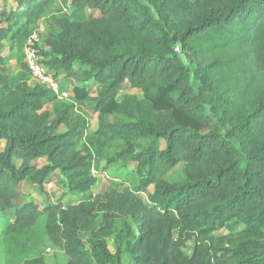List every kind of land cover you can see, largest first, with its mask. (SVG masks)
<instances>
[{
    "label": "trees",
    "instance_id": "1",
    "mask_svg": "<svg viewBox=\"0 0 264 264\" xmlns=\"http://www.w3.org/2000/svg\"><path fill=\"white\" fill-rule=\"evenodd\" d=\"M16 2L0 20L19 65L10 73L0 55V209L15 210L6 233L45 216L63 264H125V251L137 264H264V0H68L61 13L57 0ZM49 15L57 29L38 44L41 61L62 90L82 77L69 98L32 83L24 60ZM125 83L142 95L119 98ZM87 103L93 130L78 108ZM94 159L116 166L119 187L93 193ZM180 163L183 177L168 179ZM55 173L77 202L16 205L22 182L44 189Z\"/></svg>",
    "mask_w": 264,
    "mask_h": 264
},
{
    "label": "rangeland",
    "instance_id": "2",
    "mask_svg": "<svg viewBox=\"0 0 264 264\" xmlns=\"http://www.w3.org/2000/svg\"><path fill=\"white\" fill-rule=\"evenodd\" d=\"M16 0H8L6 2L2 1V8L0 10V20L9 14L12 9L17 8ZM68 7V0H57V4L54 8V13L65 12ZM89 13L98 14L97 11L88 10ZM5 21L2 22L5 25ZM40 24H43L46 31L42 35L45 39L50 36L56 29L57 25L52 20L51 15L45 17L41 20ZM43 46V44H42ZM0 55L6 58V67L10 73H15L19 70L18 59L14 53L10 50V43L8 40L0 42ZM191 68H195V64L190 65ZM65 73H62V78ZM33 83V82H32ZM90 90L92 94L97 93L100 86L96 82H90ZM82 77L77 74L69 79V81L64 84L65 90L71 91L74 86L82 85ZM70 93V92H69ZM126 93H135L137 95H142V91L138 88H133L129 83H125L120 93L122 98ZM51 107V106H49ZM78 108L82 111L87 119L89 120L90 130L96 129L98 126V113L95 112L91 104H79ZM62 129H65L63 126ZM4 147L1 146L0 149ZM16 162L19 164L21 161L17 158ZM45 163V159L41 158L37 160L38 165ZM105 162L102 160L94 159V173L98 176V182L93 193H101L112 187H119L118 180L121 179L116 173V166H112L106 171L103 170ZM136 166L135 163H130L129 167L132 168ZM184 163L178 164L174 169L168 173V179L178 180L184 175ZM153 187H151L152 190ZM21 192V197L16 201V205L23 203L29 199H35L43 208L47 203H55L61 199L65 203L77 202L80 197H71L70 195L63 196V192L66 190L65 182L62 177L58 174H52L50 179H48L45 188L40 189L37 185H31L27 182H22L19 188ZM15 218V210H1L0 209V264H18L26 258L33 257L40 253L45 254L48 264H63L68 260L66 253L60 248L53 245L49 240L45 232V216H42L38 222L26 229L22 233H6V227L11 219ZM227 228L221 230V232H227ZM109 246L112 250L116 249L115 237L111 236L109 238ZM194 247V241H189L185 246V251L191 254ZM124 262L125 264H137L134 257H132L127 251L124 252Z\"/></svg>",
    "mask_w": 264,
    "mask_h": 264
},
{
    "label": "built area",
    "instance_id": "3",
    "mask_svg": "<svg viewBox=\"0 0 264 264\" xmlns=\"http://www.w3.org/2000/svg\"><path fill=\"white\" fill-rule=\"evenodd\" d=\"M45 31L44 25L39 24L28 36L23 47L24 60L27 62L31 71L33 82L46 84L55 91L59 97L69 98L70 93L67 90L61 89L59 77H56L41 61L42 55L40 54L38 44L42 41V35Z\"/></svg>",
    "mask_w": 264,
    "mask_h": 264
},
{
    "label": "crops",
    "instance_id": "4",
    "mask_svg": "<svg viewBox=\"0 0 264 264\" xmlns=\"http://www.w3.org/2000/svg\"><path fill=\"white\" fill-rule=\"evenodd\" d=\"M31 82H33V81H31ZM98 84V83H97ZM97 93H94L93 95H96Z\"/></svg>",
    "mask_w": 264,
    "mask_h": 264
}]
</instances>
